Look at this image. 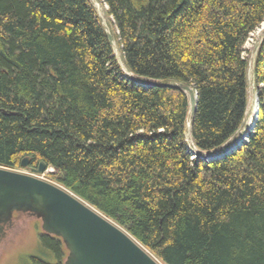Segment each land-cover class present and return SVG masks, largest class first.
I'll use <instances>...</instances> for the list:
<instances>
[{
  "label": "trees",
  "instance_id": "1",
  "mask_svg": "<svg viewBox=\"0 0 264 264\" xmlns=\"http://www.w3.org/2000/svg\"><path fill=\"white\" fill-rule=\"evenodd\" d=\"M100 1L129 73L89 0H0V166L43 161L163 264H264V36L257 118L220 158L189 150L184 91L135 81L192 86L195 148L224 146L245 116L264 0ZM38 244L25 264H63L59 237Z\"/></svg>",
  "mask_w": 264,
  "mask_h": 264
},
{
  "label": "water",
  "instance_id": "2",
  "mask_svg": "<svg viewBox=\"0 0 264 264\" xmlns=\"http://www.w3.org/2000/svg\"><path fill=\"white\" fill-rule=\"evenodd\" d=\"M99 20L116 61L122 70L129 73L120 46L116 43L109 26L101 16ZM263 36L264 29L248 59V86L251 87L257 103L254 63ZM135 81H138V84L163 85L180 89L188 95L189 116L186 135L188 148L194 155H200L207 160L220 158L237 148L246 140L257 118L258 106L251 121L248 120L249 116L244 117L238 134L230 143L213 151L201 152L195 148L191 139L197 99L194 88L176 82L160 84L137 79ZM28 164V157H23L19 163L21 167H26ZM32 171L34 174H41L48 172V169L45 163L40 161ZM19 212L38 219L42 232L61 239L67 250L63 264H163L125 229L62 185L36 175L0 166V243L5 236V227L11 224L13 214Z\"/></svg>",
  "mask_w": 264,
  "mask_h": 264
},
{
  "label": "rangeland",
  "instance_id": "3",
  "mask_svg": "<svg viewBox=\"0 0 264 264\" xmlns=\"http://www.w3.org/2000/svg\"><path fill=\"white\" fill-rule=\"evenodd\" d=\"M89 1L94 6L97 14L101 16L105 21V23L109 26V30L111 29L112 31H114L115 28L111 24V20L109 16L106 14V6L104 5V3H102V1L100 0H89ZM263 26L264 24L260 28L259 32L261 31ZM259 32L257 33L255 30L252 33L251 37H249L246 42L248 49L247 50L248 59L251 55V50L253 49L255 43L260 38ZM254 105L257 108L258 103L253 96L251 87L248 86V102H247L245 116L246 117L249 116L248 120L250 121H251L250 118L252 116V110L254 108ZM236 135L233 138H231L225 145L230 143L236 137ZM14 170L26 174H32L27 172L28 170L26 167L16 168ZM46 173L47 172H45L44 174H38V177L48 180L47 177L45 176ZM40 232L42 231L40 228L39 220L24 214H22L20 218H16L12 227H10L9 232L5 234L2 242L0 243V264H25L26 260L24 255L38 254L39 252L38 234Z\"/></svg>",
  "mask_w": 264,
  "mask_h": 264
},
{
  "label": "flooded vegetation",
  "instance_id": "4",
  "mask_svg": "<svg viewBox=\"0 0 264 264\" xmlns=\"http://www.w3.org/2000/svg\"><path fill=\"white\" fill-rule=\"evenodd\" d=\"M35 167H37V166H32V165L28 164V165L26 166V168H27V170H28L27 172H28V173H33L32 169L35 168ZM22 214L29 216L27 213H22V212L14 213V214H13V217H12V220H11V224H10L9 226L5 227V229H4V233H5V234H7V233L9 232V229H10V227H12V225H13L15 219H16V218H20ZM37 220H38V219H37ZM5 234H4V235H5Z\"/></svg>",
  "mask_w": 264,
  "mask_h": 264
},
{
  "label": "bare ground",
  "instance_id": "5",
  "mask_svg": "<svg viewBox=\"0 0 264 264\" xmlns=\"http://www.w3.org/2000/svg\"><path fill=\"white\" fill-rule=\"evenodd\" d=\"M264 29V26H263V28L261 29V31ZM261 31H260V33H261ZM259 33V34H260ZM255 102V101H254ZM256 103V102H255ZM256 107H255V105H254V108H253V110H252V116H251V118L250 119H252L253 117H254V115H255V109Z\"/></svg>",
  "mask_w": 264,
  "mask_h": 264
}]
</instances>
